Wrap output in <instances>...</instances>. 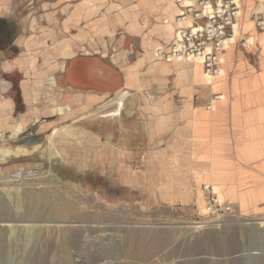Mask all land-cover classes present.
<instances>
[{
	"label": "crops",
	"instance_id": "1",
	"mask_svg": "<svg viewBox=\"0 0 264 264\" xmlns=\"http://www.w3.org/2000/svg\"><path fill=\"white\" fill-rule=\"evenodd\" d=\"M14 1L0 0V180L36 162L119 182L131 160L150 204L198 205L210 184L243 212L264 205V29L252 2L211 76L202 57L157 55L176 0H30L9 28L4 16L23 10Z\"/></svg>",
	"mask_w": 264,
	"mask_h": 264
},
{
	"label": "rangeland",
	"instance_id": "2",
	"mask_svg": "<svg viewBox=\"0 0 264 264\" xmlns=\"http://www.w3.org/2000/svg\"><path fill=\"white\" fill-rule=\"evenodd\" d=\"M29 1L19 0V8H23L19 18L16 10L15 15L8 12L4 16L9 28H16V22L27 16ZM248 1L253 4L250 9L255 20L264 0H238L239 18ZM115 95L110 101L117 100ZM125 166V178L119 182L36 162L9 170L8 180H0V264H61L64 254L57 246L71 239L78 240V245L68 246L69 264H247L255 260V264H264V205L256 212H243L238 205L223 202L210 184L202 186L205 196L201 204L153 205L141 196L139 180L133 178L138 165L126 160ZM73 208L78 211L64 215ZM29 211L36 215H27ZM132 236L133 245L143 237L171 238L172 242L147 261L127 259L122 251ZM109 240L114 245L109 258L94 247L86 252L88 259L79 255L82 242Z\"/></svg>",
	"mask_w": 264,
	"mask_h": 264
},
{
	"label": "built area",
	"instance_id": "3",
	"mask_svg": "<svg viewBox=\"0 0 264 264\" xmlns=\"http://www.w3.org/2000/svg\"><path fill=\"white\" fill-rule=\"evenodd\" d=\"M182 13L177 16V27L168 48H159L158 56L171 58L202 57L208 75L220 74V53L229 40L237 35L234 26L240 8L238 0H178ZM187 23V24H184ZM256 25L264 29V7L256 17ZM243 46L247 45L242 40ZM217 203L219 201L214 198Z\"/></svg>",
	"mask_w": 264,
	"mask_h": 264
},
{
	"label": "bare ground",
	"instance_id": "4",
	"mask_svg": "<svg viewBox=\"0 0 264 264\" xmlns=\"http://www.w3.org/2000/svg\"><path fill=\"white\" fill-rule=\"evenodd\" d=\"M186 2L187 3H192V2H194L193 0H186ZM211 106H209V108H210ZM5 179L6 180H4V181H7L8 180V175H6V177H5ZM106 190V189H105ZM98 192V191H97ZM99 193V192H98ZM97 193V194H98ZM101 197V196H100ZM95 199H97V198H95ZM109 202V201H108ZM104 204V203H103ZM68 206V205H67ZM72 206V205H71ZM78 208V207H77ZM77 208H73L72 210H70V212H68L67 214H64V215H66L67 217L68 216H70V215H73V211H78V209ZM41 209V208H40ZM80 209V208H79ZM58 210H60V209H58ZM66 210V209H65ZM64 212V211H63ZM62 212V213H63ZM66 212V211H65ZM64 212V213H65ZM79 213V212H78ZM27 215H34L35 213H34V211L32 212V211H29L28 213H26ZM36 215V214H35ZM34 215V216H35ZM76 216H77V214H76ZM83 216H85V214H83ZM30 217V216H29ZM58 218V217H57ZM51 220V219H50ZM201 224V223H200ZM105 233V232H104ZM162 236V235H161ZM113 237V236H112ZM80 238V237H79ZM89 238V237H88ZM134 238L135 237H130L129 238V245H128V247L126 248V249H124L123 251H122V255H124L125 256V258H137V259H139V260H148V259H150L151 257H153L155 254H157L158 252H159V250H161L162 249V246L164 245V244H170L172 241H171V238L170 239H166V240H164V238H157V239H152V240H148L147 238H141L140 240H138V242L136 243V245H133V243H134ZM90 239V238H89ZM100 240V239H99ZM114 240V239H113ZM77 242H78V240H76V239H71V240H67V241H65V243H66V245L64 244V243H61V244H59L58 246H57V249H58V251H61L64 255H61V256H63L64 258H63V260L61 259V261H63L61 264H69L68 263V259H69V257L70 256H68V253H67V250H68V246L69 245H75V246H77L78 244H77ZM84 245V247H82V251L81 252H79V255L82 257V259H88L87 257V254L88 253H86L87 251H90V249L92 248V247H94L97 251H100V252H103V253H105V255H106V257H110L111 255H112V250H113V248H114V245H113V242L112 241H108V242H104V241H100V243H98V244H95V243H89V241L87 242V241H85V242H82V246ZM133 246H135V248H133ZM178 247V246H177ZM93 248V249H94ZM182 248V247H181ZM79 250V249H78ZM76 251V250H75ZM170 252V251H169ZM171 252H172V250H171ZM175 254H176V252H175ZM174 254V255H175ZM169 255V254H168ZM167 255V256H168ZM61 256H60V258H61ZM85 256H87V257H85ZM96 256V255H95ZM60 260V259H59ZM65 260H66V262H65ZM249 260V259H248ZM256 261V260H255ZM254 261V262H255ZM70 262V261H69ZM120 262V261H119ZM126 262H128V261H126ZM131 263H132V261H130ZM136 262V261H135ZM142 262V261H141ZM254 262H247V264H255ZM40 263V262H39ZM121 264H129V263H121Z\"/></svg>",
	"mask_w": 264,
	"mask_h": 264
},
{
	"label": "flooded vegetation",
	"instance_id": "5",
	"mask_svg": "<svg viewBox=\"0 0 264 264\" xmlns=\"http://www.w3.org/2000/svg\"><path fill=\"white\" fill-rule=\"evenodd\" d=\"M8 39L7 26L3 20H0V47L5 46Z\"/></svg>",
	"mask_w": 264,
	"mask_h": 264
}]
</instances>
